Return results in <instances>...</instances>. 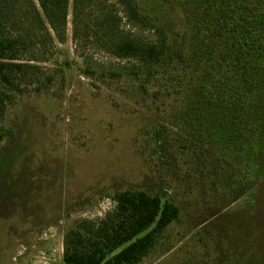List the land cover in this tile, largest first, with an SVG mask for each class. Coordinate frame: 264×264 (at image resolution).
<instances>
[{"label": "rangeland", "instance_id": "obj_1", "mask_svg": "<svg viewBox=\"0 0 264 264\" xmlns=\"http://www.w3.org/2000/svg\"><path fill=\"white\" fill-rule=\"evenodd\" d=\"M159 1L136 0L143 10ZM72 5L62 38L22 3L7 9L2 32L22 30L24 49L11 74L21 93L4 120L14 136L0 142V264H63L66 232L111 214L127 189L181 210L141 264H264V99L239 110L217 96L136 104L112 77L136 63L108 51L112 23L98 16L117 13L136 40L152 42V32L117 0L96 1L77 22ZM60 78L62 95L49 98Z\"/></svg>", "mask_w": 264, "mask_h": 264}, {"label": "trees", "instance_id": "obj_2", "mask_svg": "<svg viewBox=\"0 0 264 264\" xmlns=\"http://www.w3.org/2000/svg\"><path fill=\"white\" fill-rule=\"evenodd\" d=\"M69 1L0 0V142L14 136L4 120L8 106L21 93L11 74L23 67L16 61L24 49L22 30L2 32L8 25L7 9L22 3L23 15L32 10L38 21L43 23L45 18L62 38ZM96 1L72 0L73 21ZM117 3L133 26L154 36L152 42L136 40L119 29L117 13L98 16L112 23L108 51L136 63L112 74L128 86L129 100L150 107L175 98L178 106L189 107L199 98L208 103L217 96L239 110L264 99V0H160L152 10H143L136 0ZM65 84L66 78H60L46 95L59 98ZM157 143L163 149L169 141ZM113 200L116 206L111 214L100 220H78L66 232L63 264H141L165 230L181 219L179 206L164 195L127 189L115 193Z\"/></svg>", "mask_w": 264, "mask_h": 264}]
</instances>
